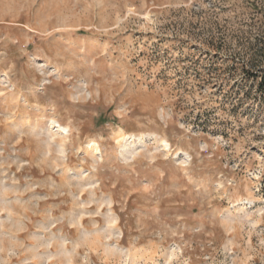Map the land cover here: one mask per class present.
Segmentation results:
<instances>
[{
  "label": "rangeland",
  "instance_id": "1",
  "mask_svg": "<svg viewBox=\"0 0 264 264\" xmlns=\"http://www.w3.org/2000/svg\"><path fill=\"white\" fill-rule=\"evenodd\" d=\"M262 51L264 0H0V264H264Z\"/></svg>",
  "mask_w": 264,
  "mask_h": 264
},
{
  "label": "trees",
  "instance_id": "2",
  "mask_svg": "<svg viewBox=\"0 0 264 264\" xmlns=\"http://www.w3.org/2000/svg\"><path fill=\"white\" fill-rule=\"evenodd\" d=\"M263 53V51H262ZM260 65L256 66V69L253 71V76L255 78H258L259 76L262 78L260 81V86L264 87V66L262 67L261 65H264V53L261 57V60L259 61Z\"/></svg>",
  "mask_w": 264,
  "mask_h": 264
}]
</instances>
